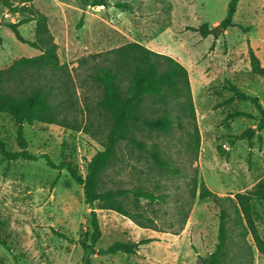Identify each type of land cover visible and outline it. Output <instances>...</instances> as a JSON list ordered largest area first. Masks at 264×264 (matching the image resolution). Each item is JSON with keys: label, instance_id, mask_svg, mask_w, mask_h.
I'll list each match as a JSON object with an SVG mask.
<instances>
[{"label": "rangeland", "instance_id": "rangeland-1", "mask_svg": "<svg viewBox=\"0 0 264 264\" xmlns=\"http://www.w3.org/2000/svg\"><path fill=\"white\" fill-rule=\"evenodd\" d=\"M106 1L104 6L85 5L82 0H33L47 16L60 63L66 66L54 72L25 73L6 88L13 93L49 89L53 101L61 103V116L80 129L25 123L27 151L38 159L7 161L0 152V264H83V243L91 242L93 207L85 201L83 186L59 166L71 162L85 176L88 161L104 148L112 116L99 106L103 88L91 74L111 61L92 55L130 42L170 55L187 67L195 116L183 98L144 101L145 116L168 114L172 127L163 133L142 125L133 133L149 147L157 144L169 167L159 168L148 153L123 141L103 174L102 186L144 187L165 195L159 201L140 200L157 230L96 204L102 233L96 249H106L115 241L153 240L140 245L134 254H93L92 264H199L198 255L207 256L216 249L221 207L230 214L225 264H264L252 237L245 242L240 235L230 202L218 204L198 197L201 185L233 197L264 182V129L251 139L236 138L256 127L261 114L252 102L232 99L227 88L233 83L257 96L264 109V75L252 70L249 54L252 47L264 66V0H239L235 25L217 34H204L199 27L204 23L209 28L217 26L231 0ZM118 2L129 3L130 8L120 9ZM26 16L10 11L0 0V22ZM19 29L33 38L35 21ZM0 37V69L22 56L39 54L4 25H0ZM0 138L9 152L20 150L17 124L8 113H0ZM254 208L264 235V200H255ZM186 213L189 217L184 221Z\"/></svg>", "mask_w": 264, "mask_h": 264}, {"label": "trees", "instance_id": "trees-1", "mask_svg": "<svg viewBox=\"0 0 264 264\" xmlns=\"http://www.w3.org/2000/svg\"><path fill=\"white\" fill-rule=\"evenodd\" d=\"M239 0H231L228 4L226 17L215 27L209 28L207 23L199 27L204 34H217L230 26H234L233 16L237 9ZM8 9L15 13H27L28 16L16 22H0V25L8 27L15 37L22 43L37 49L39 54L22 56L0 69V113L10 114L17 124V142L20 150L9 152L6 144L0 138V152L2 159L11 161L19 158L36 160L38 156L27 151L28 142L25 138L24 124L35 122L57 123L66 127L80 129V125L71 124L66 116H61L59 107L61 103H55L51 98V92L47 88L39 87L19 93H13L6 85L15 78L29 72L42 73L46 71H57L66 65L60 63L58 44L48 26L47 16L35 5L33 0H20L13 4L12 0H4ZM85 5H107L106 0H82ZM116 6L127 10L130 8L127 2H118ZM35 21L36 32L33 38L25 37L19 27L22 24ZM1 41V37H0ZM250 62L252 70L258 75H264V66L252 47H249ZM104 55L111 62L100 66L92 78L103 88V96L99 106L108 111L112 116L111 128L103 142L104 148L97 151L88 161L87 173L80 175L71 162H65L59 168L67 169L72 178L83 186L85 201L93 207L91 211V242L83 243V264H92L91 255L116 254L124 252L136 253L142 244L151 242L153 239L146 238L139 242L115 241L106 249H96L95 245L101 238V228L95 205L101 209L114 210L134 220L143 227H152L157 230L154 220L148 217L142 210L141 199L149 202L164 199L165 195H156L144 187L129 188H104L102 178L105 171L110 167L117 156L118 146L123 141L130 142L141 151L148 153L154 163L161 169L168 168L169 164L161 155L158 145L147 146V143L139 140L133 130L138 126H144L151 131L167 133L173 124L170 115L147 117L142 111V104L147 98L159 99L165 103L167 97L176 99L183 98L193 116H195L194 102L192 96L191 82L187 67L174 57L150 49L139 42H130L113 48L104 53L93 54V57ZM232 93V99L250 101L258 108L261 116L254 128L245 130L237 139H251L256 132L264 129V109L257 96L248 94L233 83L227 87ZM243 114V113H236ZM199 147V143H196ZM45 157L52 166L53 163L47 155ZM175 170V169H174ZM177 171V170H175ZM196 193V184H195ZM198 197L200 200L211 199L221 204L229 201L235 214L236 224L241 226L240 235L245 239L250 235L257 250L264 255V235L258 229L257 211L254 208L255 200H264V182L258 183L256 188L247 192H237L234 196H221L211 189L201 185ZM132 202L130 206L129 202ZM229 211L221 207L219 214L218 242L216 249L207 256L198 255L199 264H225L227 260V243L230 239L228 229ZM189 217L185 214L184 221Z\"/></svg>", "mask_w": 264, "mask_h": 264}]
</instances>
